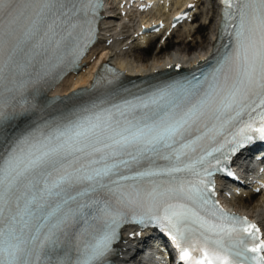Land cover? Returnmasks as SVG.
Returning a JSON list of instances; mask_svg holds the SVG:
<instances>
[{
  "label": "snow or ice",
  "instance_id": "1",
  "mask_svg": "<svg viewBox=\"0 0 264 264\" xmlns=\"http://www.w3.org/2000/svg\"><path fill=\"white\" fill-rule=\"evenodd\" d=\"M101 7L0 0V264H110L129 220L163 228L187 264H264V232L211 195L213 170L264 140V0H222L229 47L202 78L9 132Z\"/></svg>",
  "mask_w": 264,
  "mask_h": 264
},
{
  "label": "bare ground",
  "instance_id": "2",
  "mask_svg": "<svg viewBox=\"0 0 264 264\" xmlns=\"http://www.w3.org/2000/svg\"><path fill=\"white\" fill-rule=\"evenodd\" d=\"M189 3H193L195 5V12L199 10V13L202 14V16L204 15V8L206 4L204 0H166L164 2L157 3L154 10L148 11L144 14V16L154 14L161 17L168 14L170 9H172L175 5L180 4V6H187ZM121 8L125 9L126 7L123 6ZM133 14L135 13H126L122 18L115 15V13L107 14L99 43L84 58L82 68L77 73L69 75L62 82L56 85L54 90L55 95H69L79 87L87 86L92 83L93 77L95 76V72L98 68H96L95 62L99 56L101 59L105 60L123 61L122 66L124 69L129 68L127 72L130 75H150L156 71L163 72L171 69H179V66L182 67L188 62L192 64L197 63L199 60L204 59L206 55H208L206 53H210L215 46L216 32H212L209 36H205L202 41H199L200 44L203 45L204 41L208 38L206 46H213V48L210 47L205 49L204 54L202 51L198 50L186 53L179 48L168 52L164 56L157 55L147 61H142L141 59H138L137 56L133 57L129 55V53L124 54L125 50L131 46H144L142 42L146 39L144 35H138V30L135 29L127 34L124 33V23L127 21L133 22V19L130 18ZM141 16H143V14H141ZM210 19H213V13L210 14ZM191 22L184 25V27L190 25ZM163 29L166 33H169L172 28H168V25H165ZM217 29L218 27L216 28V31ZM186 37L188 36L186 35ZM187 39L188 38L182 39L185 43L184 46L190 45V40ZM121 40H123L122 43H120ZM261 202L262 209L258 211H251L253 216H260V213L264 212V194H262ZM133 231L134 230H130V232L126 234L125 241L122 244V257L128 256L129 253L134 250V244L138 238L133 235Z\"/></svg>",
  "mask_w": 264,
  "mask_h": 264
},
{
  "label": "rangeland",
  "instance_id": "3",
  "mask_svg": "<svg viewBox=\"0 0 264 264\" xmlns=\"http://www.w3.org/2000/svg\"><path fill=\"white\" fill-rule=\"evenodd\" d=\"M204 9H205V15H203L202 17L198 16V18L195 19V22L192 24V26L182 27L179 30H177V32L168 40L169 42L167 43L165 49H161L160 52H158L156 49V47L160 45V42L157 40L154 41L153 44H151V47L154 45L153 49H151V47L148 48L147 50H143L141 48H135V49L131 48L130 53L133 54L134 56H137V58L141 59L142 61H147L154 58L157 55L164 56L168 52L179 48H181V50L186 53H191L195 50H202L206 46L208 42V38L204 41L203 43L204 46L200 44L199 41H202L205 36H209V34L214 31L215 24L213 22L208 23V20L210 13L215 14V17L217 16L216 0H207ZM195 28H197L198 30L197 29L195 30ZM124 30L127 33L129 31V27H126ZM188 32L192 34L191 37L187 35ZM186 35L188 37H186ZM184 38L190 39L189 46H184L185 43L182 41V39ZM247 201L250 200L246 199L245 200L246 203L245 202L244 203L247 207H250L251 203ZM256 202H257V197L256 199H254L252 204H256ZM233 203L240 206L243 204L241 200H237V201L235 200L233 201Z\"/></svg>",
  "mask_w": 264,
  "mask_h": 264
}]
</instances>
